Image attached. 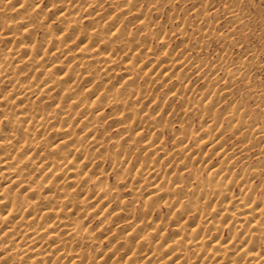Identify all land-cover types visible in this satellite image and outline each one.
Returning a JSON list of instances; mask_svg holds the SVG:
<instances>
[{
  "label": "bare ground",
  "instance_id": "bare-ground-1",
  "mask_svg": "<svg viewBox=\"0 0 264 264\" xmlns=\"http://www.w3.org/2000/svg\"><path fill=\"white\" fill-rule=\"evenodd\" d=\"M101 2L102 0L100 2L99 0L80 1L84 7H96L98 11L101 9ZM107 2L111 3L110 12L113 14L118 15L120 10L123 9L124 2L122 3L120 0ZM13 3L16 4L12 5ZM23 6H25V3L22 4L21 1L20 3L13 0L0 1V16L14 12L10 10L13 7L21 9ZM60 6V10L56 13L61 22L60 30L66 34L77 31V26L73 22L76 21V16L80 14L77 10L81 9V6L77 10L75 9L76 11L73 10L74 8L71 9L67 3L66 6ZM126 9L127 7L124 10L126 11ZM232 10L229 7L226 8V12H232ZM98 13L97 11L94 14L88 13L86 17L90 18L89 21L92 24L98 23L101 18L98 17ZM147 17H137L140 18L139 25L141 28H148L151 25L153 20H147ZM28 19L27 16H23L18 22H20L19 24L24 23L22 27H25L29 24ZM10 22L0 24V182L3 183L0 187V264H65L66 256L69 254L72 256L70 264H80L84 261L85 254L82 253V250L72 249L68 246L72 243L89 244L94 239L91 233L85 231L84 220L86 215L81 214L83 209L79 207L85 205V203L90 204V207L95 204L97 206L103 205L102 211L98 216H104L108 211L114 212L108 204L112 194L111 191L98 185L91 189H89V186L87 188L88 183L96 181L97 178L92 179L88 174L82 175L83 173H80L81 169L94 159L92 156L90 160L91 156L89 157V155H84L85 157L83 158L82 148L80 147L82 140L87 139L85 142L87 147L95 146L96 150L103 149L102 141H98L96 138H88L96 119H92L86 114L93 111H95L94 114H99V104L101 105L103 101L117 107L122 106L123 102H118L120 95L117 92H110L98 99L96 104L92 103L95 105H86L81 98L76 96V90L74 91L73 88L74 78H77L76 74L89 72V65L92 64V60L97 63L96 67L99 65L108 69L106 68L107 66L109 67L115 63L117 59L120 60L125 57L122 60L123 63L125 62V67L120 72L125 77L127 85H131L133 79L138 75V71L143 68L137 69L135 61L136 63L139 62V66H150L145 74L146 76L159 78L162 83H165L168 80H172L175 75L174 71L178 70L186 59L169 58L167 56L168 59H164L161 64L160 58L156 56L154 50H151V48L138 50L140 47L130 56L125 53L123 57L118 56L117 58L112 52L106 54L102 52L104 51L102 47V49L95 47L98 43V45L100 43L103 44L102 42L105 45H109L108 41L112 37V35L101 34L97 30H87L82 34L83 37L81 39L85 38L84 43L52 41L54 45H49L50 48L48 46L50 41L46 40L45 46L47 49L45 52H40V48H34L33 50L28 48L30 46L23 44L25 41L23 42V39L13 34L11 30L13 23L11 24ZM196 28H199V26ZM26 30L27 33L31 31L29 29ZM198 30H202L201 27ZM181 33L183 31L179 33L180 36ZM132 37L136 38V36ZM145 37L144 40H149L148 33ZM125 38L120 39V43L122 42L123 45L125 43L124 40L127 41ZM224 38L221 36L220 40ZM163 39L164 37L161 38V42L165 44L166 41ZM70 45H73L74 48L69 51ZM140 49L143 48L141 47ZM33 62L35 63L33 64ZM37 67L42 69H37ZM64 67L72 69V73L68 74V71H64L65 73L63 72L60 76L57 75L58 72L57 74L54 73ZM30 74L35 75V77L40 75L39 79L34 77L39 81L37 82V87H33L32 85L34 84H22V81L29 78ZM130 74L132 75L129 76ZM203 75H199L198 79H201V82H205L204 84L209 85L210 88L213 87L212 84L216 83V81L210 85L208 84L210 83L209 79H207L208 76L205 77ZM181 76L178 75V79ZM172 81L176 82V80ZM89 83L90 81H88L87 85ZM100 83H102V79L98 82H92L90 87L85 89L84 94L91 95L96 92V86H99ZM186 86L181 91L183 93L179 92L182 100L186 102L182 110L183 114L188 118L189 114L200 112L206 123L205 127L208 126V123L215 121L217 117L214 113H210L209 109L216 106L220 100L209 96V87L205 90H200L195 88V85L190 86L189 89ZM94 87L96 88L93 89ZM228 87L229 84L227 83L221 88L224 89L221 93L229 94L230 90H228ZM54 94L58 96L57 99H53ZM177 95L174 94V97H177ZM221 96L224 98V95ZM204 99H207V101H203ZM39 102L48 105L45 111L42 110L45 105L43 106ZM39 106L42 107L40 108ZM75 108L84 111V117L78 121L80 129L77 132L74 125L76 122H74L75 117L72 116V110ZM238 109L237 105L236 107H230L226 111L229 115L228 119L230 118L232 121L231 123L233 124L236 121V126L232 125L228 129L231 131L230 137L235 138V142L231 145H227V140L222 136H217L213 140L208 141L212 137L213 127H209L210 129L208 127L203 128L202 132H207L197 140H195L196 136L202 134V132H188V130H185V134L182 133L180 138L174 139V148L171 152H169L170 149L168 151L163 149L162 141L159 138L149 137L141 140L148 149H155L152 157H157L158 161L163 156L178 160L177 163L173 162L175 163L173 168L171 163L170 167L165 166V164L164 167L158 162L154 163V160H152V164L143 165L136 169L134 175L136 177L141 175L143 180L147 181L143 186L145 190H149L146 191L148 193L145 192L146 194L143 197L145 204L155 199H165L166 197L168 199L169 196H172L170 193H173L175 189L172 190L169 186L170 190H172L171 192L168 191L169 188H167L168 190H165V188L163 190V185L162 187L160 185L162 181L178 183L177 178L180 177V173L190 167L192 162L203 160L206 165L209 154L217 158L216 163L209 165L208 175L204 180H200L197 173L189 172L191 179L200 180L199 185L195 187V191L200 197L204 198H202V204L203 202L210 204L209 210L206 213H202L201 203H198L197 200L193 204L189 203V205H185L182 201L181 203L177 198V200L168 202L166 205L168 209L176 211V213L172 214L174 215L173 222L176 225L174 230H171V235L172 232L173 235L170 238L164 235L166 230L164 234L162 233L163 228H165L163 224L150 226L145 221L144 223H138L134 215L133 219H131L132 215L130 217L127 215L129 214L128 208L122 204V209L115 211L114 214L123 216V220L127 219L124 225L125 231L122 234L118 235L116 232L115 235L107 237L110 247L98 255L97 261L102 262L103 258H108L109 261L105 264H120L118 259L110 257L108 252L116 248L115 245L119 242L127 240L134 242L136 240L134 247L130 245V253L128 252L129 255L126 257L125 262L121 264H264V196L259 198L253 196L255 186L247 184L248 174L246 175L245 173L240 178L230 177L229 175L234 163L237 162L236 160L243 159L253 146L252 141L246 138V133H249V131L258 133L260 131L258 128H251L250 124L240 118L241 115H236ZM133 111H135L134 107ZM150 116L151 113L145 114L144 120L149 126H152L158 119L156 116ZM1 117L6 119V124H2ZM113 119L115 121L114 124H118L124 129L128 127L123 124L125 122L124 117L117 115ZM17 121H23V124L20 125ZM222 128L219 130L224 133L227 129ZM219 130L217 129V131ZM53 138L55 140H52ZM190 139L195 140V145L198 142L203 144L208 141L202 155L196 154L193 156L194 152L189 150ZM114 145H117L116 141H114ZM229 153L231 154L229 155ZM80 157L83 159L77 161ZM164 161L166 163L165 159ZM170 172H172L173 176L167 177L166 175ZM234 180L240 181L243 188L239 193L232 195L230 187ZM219 197L228 198L224 203L220 201V203H223L221 208L218 207V202L214 203L212 201L216 198L219 199ZM105 204L108 205L104 207ZM117 207L119 208V206ZM149 209H146L147 212ZM189 215H192L194 220L192 218L188 219ZM81 216H84V218L79 219ZM139 220H141V217ZM169 221L171 222V220ZM165 224L164 226H166ZM203 227H208L210 232L208 234L204 233ZM222 230L227 231L225 238L218 237ZM187 245L194 248V255L190 263L187 260L183 262L184 259L179 256L180 254L175 256L176 252L183 248H188ZM164 250L167 253H164V256L158 259L160 253L164 252ZM87 263H89V260H86L83 264Z\"/></svg>",
  "mask_w": 264,
  "mask_h": 264
},
{
  "label": "rangeland",
  "instance_id": "rangeland-1",
  "mask_svg": "<svg viewBox=\"0 0 264 264\" xmlns=\"http://www.w3.org/2000/svg\"><path fill=\"white\" fill-rule=\"evenodd\" d=\"M0 1L5 2L9 0ZM13 1L18 3L21 1L22 4L25 3V6L21 9L13 7L10 10L14 12L5 15L2 14L0 16V24L6 22L9 23V21H11L10 23H13V27H11L13 34L23 39V42L25 41V43H22L26 46H30L28 47L29 49L34 50V48H40V52H45L47 49L45 46L46 40H49L51 43L52 41L84 43L85 38L81 39L83 37L82 34L87 30H97V32L99 31L101 34H106L108 36L112 35V37L111 40L108 41L109 45H105V43L102 42L104 46L101 43L98 45V43L95 47H102L103 49H101L104 50L102 52L106 54L112 52L117 58L118 56L123 57L125 53H128L130 56L137 51L139 47H142L143 49L139 48L138 50L149 48L154 50L156 56L160 58L161 64L164 59H168V57L180 58L182 60L186 59L184 64L180 66L178 70L174 71L175 75L172 80H176V82L168 80L165 83H162L159 78L156 79L154 77L146 76L145 74L150 66H139V62L137 61L138 63H136L135 61V67L137 69L143 68L138 71L139 73L135 79H133L131 85H127L124 79L125 77H123L120 72L125 67V62L123 63L122 61L125 57L120 60L117 59L116 62L113 63L114 65L111 64L109 67L107 66L106 68L108 69L99 65L96 67L97 63L92 60V64L89 65V72L76 74L77 78H74L73 88L74 91L76 90V96L81 98L86 105H95L98 99L104 97L110 92H117L120 95L118 102H123L122 106L117 107L109 102L103 101L101 105L99 104V114H94L95 111L86 114L92 119H96L88 138H96L98 141H102L101 144L103 145V149L96 150L95 146L87 147L85 144L87 139L82 140L80 147L82 148L83 158L85 157L84 155H89V157L91 156L90 160L92 159V156L94 159L91 163L83 167L80 173H83L82 175L88 174L92 179L97 178L96 181L89 182L87 188L90 187L89 189H91L98 185L103 188L106 187L111 191L112 194L108 200V204L114 212L108 211L104 216H98L102 211L103 205L97 206V204H95L91 207L89 206L90 204L86 203L83 206L79 205V208L83 209L81 214L86 215L84 220L85 231L91 233L94 239V241L89 244L72 243L68 246L72 249L77 248V250H82V253L85 254V259L80 264H83L86 260H89V263L87 264H105L109 261L108 258H103V261L100 262L97 261V258L98 255L102 254L110 247V243L107 239L108 236L115 235L116 232V234L119 235L125 231L124 225L127 219L123 220V216H116V214H114L115 211L121 210L123 205L128 208L129 214L127 215H129V217L132 215L131 219L135 216L134 218L138 223H144L145 221V223L147 222L150 226L163 224V227L165 228H163L162 233L164 234L166 230V233L168 234L165 233L164 235L169 237L173 235V232L171 235V230L173 231L176 225L173 222L174 215H172L176 213V211H170L168 209L166 206L168 202L178 199L185 205H189V203L193 204V202L197 200L198 203H201L202 213H206L209 210L210 204L206 202H203L202 204L204 198L198 195L195 191V187L199 185L201 179L204 180L207 178L208 169L210 167L209 165H213L217 161V158L211 154L208 155L206 165V162L203 163V160L200 162H192L190 167L180 173V177L177 178V181H179L178 183H172L171 181V184L163 181L160 183L161 187L163 185V190L164 188L165 190H168L167 188H169V186L172 190L175 189L173 190V193H170L172 196H169L168 199L167 197L165 199H155L146 204L143 202L144 194L148 193L146 191L149 190L143 188L147 182L143 180V176L138 175V178L134 175L136 169L143 165L152 164V160H154V163L158 162L161 166H164L165 164L167 167H170L169 165L171 163L173 164V168L178 160H175V158L169 159L166 156H163L164 158H159L158 161L157 157H152L155 149H148L142 143V139L149 137L159 138L160 141H162L163 149L166 151L170 149L169 152H171L174 148L173 143L175 140L180 138L182 133L185 134L187 130L188 132L200 131L201 133L206 127H213L214 130L212 129V137L208 141L213 140L217 136H222L227 140V145H231L235 142V138L232 136L230 137L231 131L228 129L232 127V125L234 126L236 121H233L234 123L232 124L231 119H228L229 115L226 111L230 107H236L238 105L240 110H237L238 114L236 113V115H241L240 118H242L243 121H246L247 124H250L251 128H258L260 131L258 133L253 131L246 133L247 137H245L248 138L249 141H252L253 146L248 150L243 159L236 160L237 162L234 163L229 175L230 177L235 176L236 178H240L243 174H248L249 178L247 184L255 186L253 196L257 198L264 196V0H120V2L123 1L124 3L122 2L123 9L120 10V14L118 13V15L110 12L111 3L109 4L107 1L112 0H102L100 3L101 9L99 11L96 10V7H94L95 9L93 7H84L83 4L80 3L81 0H38V2L37 0ZM100 1L101 0H99V2ZM66 3L71 9L74 8V11L80 6L82 9L79 8V10H77L80 14L78 12L79 15L76 16V21L73 22L77 26V31L67 34L60 30L61 22L56 14L60 10V5L66 6ZM15 4L16 3H13L12 5ZM125 7H127L126 11L124 10ZM225 7H229L234 11L226 12ZM96 11L99 12L97 15L101 18H98V23L92 24V22L89 21L90 18H87L86 15L88 13L94 14ZM155 12L157 13L155 14ZM23 16L29 18L27 20L29 24L25 27H22V24L24 23L19 24L20 22H18ZM137 17H147V20L153 21H151V25L148 28H141L139 25L140 18ZM110 20L112 21L110 22ZM198 26L199 28L201 27L202 30H198L199 28H196ZM26 29L31 30L32 33L31 31L27 33ZM179 31H183L181 36ZM119 32L122 33L120 34ZM147 33L149 35V40L146 41L144 39L146 38L145 36ZM132 36H136V38ZM162 36L166 41L165 44L161 42V38H163ZM221 36L226 39L224 38L220 40ZM124 37H126L125 39L127 41L124 40L125 43L123 45L122 42L120 43V39H124ZM50 42L48 46L54 45ZM232 42H234V44H232ZM139 43L141 44L139 45ZM135 44L137 45L135 46ZM73 48L74 46L70 45L69 51ZM34 63L35 62H33V64ZM67 65L72 66L69 63ZM38 68L39 67H37V69ZM64 71H68V74H71L73 70L64 67L62 70H56L54 73L57 74L58 72L57 75L60 76ZM198 74H204L203 76L205 77L208 76L207 79H209L210 82L208 84L211 85L214 81H216V83L212 84L213 87L210 88L209 85L207 86V84H204L205 82L203 83V81L201 82V79H198ZM131 75L132 74L129 76ZM178 75L181 76L180 79H178ZM36 76L37 77L30 74V76H28L29 78L22 81V84H34L32 86L37 87V82L39 81L36 79H39L40 75L39 77L38 75ZM100 79H102V83H100L99 86H96L97 88H93H96L97 91L91 95H85V89L89 88L92 82H98ZM88 81H90L89 85H87ZM227 83L230 87H228L230 93L223 94L221 91L224 89L221 88ZM198 84H201V89ZM192 85H195V88L200 90H205L209 87V96L221 101H219L220 104L218 102L216 106H213V108L211 107L209 109L210 111L208 110L210 113H214L217 117L215 121H211L212 123L209 122V125L206 127V123L200 112L189 114L188 118L182 112L186 102L182 100L181 93L183 92L181 91H183L185 86L189 89ZM174 94H178L177 97H174ZM221 95H224V98H222ZM57 97L56 94L53 95V99H57ZM203 101H207V99H204ZM39 104H41V102H39ZM42 104L43 106L45 105L44 109H42L45 111L47 109L46 106L48 105L44 103ZM39 107L41 108L42 106ZM133 107L136 112L133 111ZM130 112L131 114H129ZM83 113L84 111L78 108L72 110V116L75 117L74 122L76 121L74 124L77 127V129L75 127L76 132L80 129L78 121L84 117ZM147 113H151V116H156L158 119L152 126H149L144 120L145 114ZM117 115L124 117L125 122L123 124L127 125V128L124 129L120 125L114 124L115 121L113 118ZM1 122L4 125L7 121L4 117H1ZM17 122L20 123V125L23 124V121ZM57 123L59 124V121ZM222 127L227 129L224 133L219 130ZM217 129L219 131H217ZM206 132L207 131H204L202 134L196 136L195 140L202 137ZM52 140H55V138ZM195 140L190 139L189 150L194 152L193 156L196 154L202 155L208 141L203 144L198 142V144L196 143L197 145H195ZM114 141L117 142V145H114ZM74 142L77 143L76 140H74ZM230 154L231 153H229V155ZM83 158L80 157L77 161H81ZM164 159L168 164L164 163ZM190 171L197 173L200 180H196V182L194 179H191L189 177ZM81 174L80 176H82ZM171 175L172 172L168 173L166 176L170 177ZM233 182L230 191L232 195H235L242 190L243 186L240 184V181L234 180ZM1 184L3 183L0 182V187ZM179 189L183 191L180 192V190L177 192L176 190ZM172 190L169 188L168 191L171 192ZM133 192L137 194L134 195ZM227 199V197H219V199L216 198L212 201L214 203L218 202L219 204L217 203V205L221 208L224 201ZM123 201L125 202L123 203ZM220 201H223V203H220ZM108 204H105L104 207ZM117 206H119V208ZM145 208L149 209L148 212ZM137 217L138 219L141 217V220L138 221ZM80 218H84V216L79 217V219ZM187 218H192V220H194L192 215H189ZM169 220H171V222ZM164 224L166 226H164ZM202 230L206 234L210 232L208 227H203ZM219 236L225 238L227 236V231L222 230L218 237ZM129 241L127 240L117 243L115 245L116 248L113 249L114 251H109L108 255L118 259L120 264L125 262L126 257L130 253V247H134L136 242V240L134 242ZM187 247L188 248H183L179 252H176L175 256L180 254L179 256L184 259L183 262H186L187 260V262L189 261L188 263H190V261H192V256L194 255V248L189 245H187ZM164 253L165 250L160 253L158 259H161V256L163 257ZM71 259V254L67 255L65 264H70L72 261Z\"/></svg>",
  "mask_w": 264,
  "mask_h": 264
}]
</instances>
